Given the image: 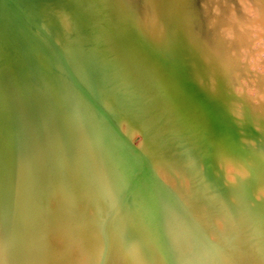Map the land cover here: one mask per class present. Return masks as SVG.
I'll use <instances>...</instances> for the list:
<instances>
[{
  "label": "bare ground",
  "instance_id": "obj_1",
  "mask_svg": "<svg viewBox=\"0 0 264 264\" xmlns=\"http://www.w3.org/2000/svg\"><path fill=\"white\" fill-rule=\"evenodd\" d=\"M15 2L0 0L3 262L91 264L106 245L102 219L115 217L109 264H226L206 250L196 223L226 216L237 245L227 240L243 264H264V206L238 199L230 208L216 173L226 172L232 156L251 160L253 176L232 164L234 178L264 198V140L243 149L231 119L233 88L251 78L243 70L249 21L229 10L231 0H117L111 7L118 15L122 6L126 21L114 27L103 19V37L98 31L90 40L63 3ZM238 2L253 5L255 34H264V0ZM21 5L46 20L54 38L31 34L20 23L32 20L17 11ZM16 70L20 84L2 86ZM254 83L264 99V74ZM243 116L264 131L263 106ZM137 135L140 152L130 141ZM152 169L182 196L184 212ZM143 182L152 189L146 196ZM58 247L71 256L55 257Z\"/></svg>",
  "mask_w": 264,
  "mask_h": 264
},
{
  "label": "rangeland",
  "instance_id": "obj_2",
  "mask_svg": "<svg viewBox=\"0 0 264 264\" xmlns=\"http://www.w3.org/2000/svg\"><path fill=\"white\" fill-rule=\"evenodd\" d=\"M13 2H15V0H13ZM15 4H17V2H15ZM228 7H229V10H232L233 9L234 14H236V15L238 14L237 16L239 18H243V21H245V20L249 21L248 23H249V28H250V31L248 33L249 34V37H248V40H247V43H246V46H245L247 55H246V62H244L245 58H243V70L246 73V74L244 73V75L251 74V78H249L248 76L241 78V82H243V83H240V84L236 85L235 86V89L233 88V91L236 94H238V95H236L233 92L231 94V102L233 104L232 105V107H233V109H232V115L235 116V117L234 116L231 117V119H232V122H233V126L235 127V129H234L235 136L241 141V143H242L241 145L243 146V149H245V150H249V149L250 150H256L259 147V144L264 140V131H262L263 130L262 129V125H260L259 123H256L254 127L246 125L243 122V118H244L243 115H245L246 110L250 106L253 108V110H255L257 107H262V106L264 107V101H263L264 99H261V97L258 95L257 85H256V83H254L255 80L261 79V75L264 74V71H263L264 70V41H263L264 34L262 32L255 34L256 31L254 30V25H255L256 22L254 23L251 20L252 19V14H254V12L250 10V9H254V7H253V5L250 2L249 3L243 2V5H242L240 2H238V0H231V5L228 6ZM18 10H20V11L22 10V13H23L22 15H24V13H26V12H27L28 15H31L30 17H31L32 20L29 21L28 23H25L24 24L22 22V20L20 19L21 20L20 23L22 25H24V27L26 29H28L31 32V34H33L34 36H36L38 38H43V39H46V38H54V35H53L52 31H51V28L48 25V23H47L46 20H44V19H42L40 17H37L36 14L33 13L32 11H30L29 9H28L29 11L26 10L25 6L24 7L22 5H21V7H18L17 6V11ZM249 12H251V13H249ZM234 14L233 15L232 14L230 15V12L227 14V17L230 20L228 22V24H229L230 27H231V24H234L233 21H232V19L234 17ZM34 15H35V17H34ZM211 16L215 20H217V18H218V16L215 15V14H212ZM29 24H30V26H29ZM223 32L226 33L227 31L226 32L223 31ZM258 42H259V44H258ZM254 45H255V47H254ZM250 58H251V60L253 62L250 60ZM257 60H259V61L257 62ZM258 63H259V65H258ZM251 65H253L254 68ZM258 66H259V68H257ZM255 77H256V79H255ZM252 91L253 92L255 91L253 93L254 95H252ZM255 94L258 95V96H256ZM252 96L253 97L256 96V99L253 98ZM259 99H260V102L258 103L257 101H259ZM255 113L256 114L259 113L258 110L255 111ZM237 122H239V123H237ZM240 122H242V123H240ZM256 127H259V128H256ZM118 130L120 131V128H118ZM137 136L140 137L141 135H137ZM135 137L133 136L131 138L132 139L131 141H133V143L136 145V146L135 145L134 146L140 152L141 151V149H140L141 147L139 146V143L141 142V140L135 141ZM243 139H245V140H243ZM261 146H262V148H264V143ZM232 164L235 167H237L238 169H240V170L243 169V172L244 171H247L248 173H251L250 175L253 176V171H252L253 163H252V161L251 160L243 161V160L238 159L237 157H234V156L231 157V160L229 161V167H228L229 169L227 168L226 169V172H216L219 176H221L220 178L222 179V183H221V185H219L220 186L219 187L220 188V191H222V192H224V191L228 192V196H227L228 199L227 200L229 202L228 205L230 206V208L231 207H234V206H237V205H240L239 202H238V199H241V200L242 199H245L246 202H247L248 207L253 208V209H255L256 206H259V205H263L264 206V198H260V196L258 195V192L256 194L255 193L256 191L253 190L252 187L248 186L247 181L243 180V183H241L239 180H235L234 176L236 174L234 172L237 171L238 169L235 168ZM244 168L246 170H244ZM159 174L160 173H158L157 171L153 170V177H154V179H156V180H153V181L155 182V184H156L157 180L160 181L161 183L165 184L167 186V188H169V190H168V192L170 193L169 194V197L170 198L173 197L174 200H175L176 205L178 206V209L177 210L179 212L180 211H183L184 212V207H183L184 202H182L183 205L181 203V201H183L182 200V196L177 195L173 191L175 189V187H173L166 179H164L161 176V174L160 175ZM229 174H231V175H229ZM158 177H160V179ZM261 178H262L261 176H258L257 179L259 180ZM144 182L141 183V185L143 184V186H144V187H142V191H145V195L144 196H146V194H148V192H150V190H152V189L149 188V187L147 188V186L145 185ZM181 183H180V187L181 188H183V189L185 188L184 190L188 189L187 188V185H185V183H183V182H181ZM182 185H184V186H182ZM163 191L165 192V189ZM240 195H242V197ZM239 197H241V198H239ZM144 198L147 200V197H144ZM175 203H173V205ZM185 204H186V202H185ZM205 207L208 208L210 210V212H212L214 214L215 213L217 215H220L221 214V210H219V209H221L222 207L219 206V205L218 206L217 205L214 206L212 204V202L206 201ZM217 210H219V211L217 212ZM221 215H224V214H221ZM230 215H232V214H230ZM218 217H220V218H218L213 224H211L209 221L207 222L208 224H204V222L202 223L200 221L199 222L196 221L194 217H191V218L193 220H195L196 223L199 224L201 226L202 230L205 232L206 236L204 235L205 237L203 238V241H204V243H207V245H205L206 248H207L206 250L209 251V249L212 248L215 251V254H216V255H214V256H216V260L215 261L219 262L220 261L219 259L222 258L226 262V264H237V262L239 264H243V261H241V257H239L238 254H237V252L235 251V249L230 246V241H232L233 243H235V242L233 241V239H230V237L227 235V229L225 227V225H226V222L225 221L227 219L226 216L225 217L224 216H222V217L221 216H218ZM114 220H115V217L103 218L102 219V222H103V225H104V228H103L104 231L103 232L105 233L104 234V244H106V245H104L103 252L100 255L96 256V258L93 259V262L91 264H109L110 259H111L110 258V256H111V248H110L111 245L110 244H111V240H112V234L110 232V227H111L112 222H114ZM189 222L191 223L190 220H189ZM3 228L4 227H3V222H2V224L0 223V231ZM213 228H214V230H213ZM106 229H107V232H106ZM209 232H211V233H209ZM223 232H225V233H223ZM0 234H1L0 235V239H1L0 240V253H1L0 254V258H1L0 259V264L1 263L3 264L4 263L3 261L5 259V255H4V252H3V247L1 246V244H2L1 241L3 240L2 239L3 238L2 231L0 232ZM118 236H120L122 238L123 237L124 238L127 237V236H125V235H123L121 233L120 234L118 233ZM222 236L225 237V238H223ZM44 238H45V241H44V243L42 245L43 246L42 247V251L47 250L48 245H49L47 237H44ZM227 239L230 240V241H228ZM224 240L225 241L227 240L226 241L227 244H225V241ZM52 244L54 245V242H52ZM108 244H109V248L110 249L108 248ZM236 245H237V243H235L234 246H236ZM57 249H58V251L55 249V257H58L60 259V257L61 258H67V257L71 256V252L61 251V248H59V247ZM59 250H60V252H59ZM107 250H108V254H107ZM203 250L204 249H201L200 252H202L204 254V251ZM232 252H234V254ZM68 253H70V254H68ZM232 254L236 258L233 257V256H231ZM108 255H109V257H108ZM203 256L205 257V255H203ZM217 257L219 258L218 260H217ZM211 258H212V256H211ZM211 258H209V259H211ZM237 258H239V260ZM205 259L207 261V258H205ZM233 261L236 262V263H234ZM251 264H260V263L256 262V260H253L251 262Z\"/></svg>",
  "mask_w": 264,
  "mask_h": 264
},
{
  "label": "water",
  "instance_id": "obj_3",
  "mask_svg": "<svg viewBox=\"0 0 264 264\" xmlns=\"http://www.w3.org/2000/svg\"><path fill=\"white\" fill-rule=\"evenodd\" d=\"M9 2V4L13 2V0H7ZM59 4H64L65 7L70 8L72 11V13H74L76 15V17L78 18V22L81 25L82 29L86 32L87 38L93 39L94 36L93 34L95 32H98V35L103 37L102 34V26L104 25V20L111 22L114 25V27H116L117 25H123L122 23L124 21H126L124 14L126 15V11L122 9V6H119V12L118 15L117 13H115L116 11L113 9V7H111L115 2V4H117V0H54ZM120 8L122 9V11L124 12V14L120 11ZM117 15V16H116ZM128 18V17H127ZM104 19V20H103ZM119 20V21H118ZM112 25V24H111ZM130 31H126L127 35L126 38L128 37V39L131 38V32ZM0 71H1V66H0ZM1 73V72H0ZM19 71L16 70L14 73L13 77H9L8 78V82L6 81V77L2 79V86H9L11 87V85H19V80L21 78H19ZM18 75V77H17ZM26 92H24L23 94L25 95ZM140 140L139 136L135 137V141ZM131 141V140H130ZM132 144L135 145L132 141ZM136 146V145H135ZM174 207L176 208V210L178 209V206L176 205V203L174 204ZM178 211V210H177Z\"/></svg>",
  "mask_w": 264,
  "mask_h": 264
}]
</instances>
